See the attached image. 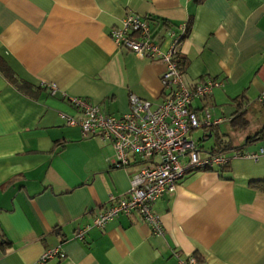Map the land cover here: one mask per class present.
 Masks as SVG:
<instances>
[{"label": "crops", "instance_id": "0c3cea01", "mask_svg": "<svg viewBox=\"0 0 264 264\" xmlns=\"http://www.w3.org/2000/svg\"><path fill=\"white\" fill-rule=\"evenodd\" d=\"M128 15L148 21L162 52L170 42L164 28L184 24V84L220 83L190 103L198 116L206 110L220 120L194 139L200 156L216 138L229 142L221 124L245 126L244 119L232 122L237 112L264 108L257 102L264 93V0H0V61L11 76L0 72V230L9 242L0 247V264H177L188 256L196 264H264V192L252 187L264 180V155L230 159L219 172L185 173L151 205L161 235L131 214L74 238L109 197L126 193L136 164L112 167L108 141L82 137L58 114L80 118L70 98L112 116L128 110L129 95L152 108L161 102L163 65L137 59L109 37ZM260 129L236 148L264 147V137L245 142ZM55 247L62 259L38 263Z\"/></svg>", "mask_w": 264, "mask_h": 264}, {"label": "built area", "instance_id": "2783aa9c", "mask_svg": "<svg viewBox=\"0 0 264 264\" xmlns=\"http://www.w3.org/2000/svg\"><path fill=\"white\" fill-rule=\"evenodd\" d=\"M164 29L170 39L165 52L159 50L157 34L148 21L136 15L125 16L119 27L109 34L117 47L131 52L137 59L163 65L159 78L162 97L157 106L152 108L149 102L129 95L128 110L112 116L102 114L97 107L82 99L70 98L68 101L79 111L80 118L58 114L65 126L78 128L82 137L98 135L108 141L113 150V157L108 161L112 167L126 169L136 164L129 176L126 193L117 198L109 197L105 209L90 224L76 231L74 238L79 241L89 229H102L109 220L131 214H137L154 235H161L162 226L151 205L163 194L173 192L185 173L219 167L235 158L255 162L264 155L262 147L252 153L200 156L196 141L191 137L192 131L213 126L220 120L212 121L206 110L198 116L190 109V103L194 99H204L220 83L202 79L186 86L178 69V45L185 33V25H178L175 31L172 27ZM46 88L50 95L54 94V84L46 85ZM257 102L264 103V93ZM54 257L63 258L59 247L43 251L38 263ZM177 264H196V260L188 256L177 259Z\"/></svg>", "mask_w": 264, "mask_h": 264}, {"label": "rangeland", "instance_id": "374dc122", "mask_svg": "<svg viewBox=\"0 0 264 264\" xmlns=\"http://www.w3.org/2000/svg\"><path fill=\"white\" fill-rule=\"evenodd\" d=\"M242 119L247 121V124L245 126L231 127L225 123L219 126L221 136L229 141L227 142V144L232 148H236L237 146L242 145L245 138L249 134H253L258 129L264 126L263 106H259L258 108L251 107V109L247 112L246 115L242 117ZM191 134L193 139H198V137H201L202 135V130H194ZM210 144V138H206L205 140L200 142V146L204 149V151L209 148Z\"/></svg>", "mask_w": 264, "mask_h": 264}, {"label": "trees", "instance_id": "16d2710c", "mask_svg": "<svg viewBox=\"0 0 264 264\" xmlns=\"http://www.w3.org/2000/svg\"><path fill=\"white\" fill-rule=\"evenodd\" d=\"M162 26H168L166 23H162ZM178 60H179V55H178ZM0 63L2 64V62L0 61ZM0 72L1 74L7 79H11L10 74H8V70L7 67L2 64L0 66ZM39 89H42L41 87H38ZM244 115V111L241 109V111L237 112V114L235 115L233 121H236L239 119H242ZM264 137V128L260 129V131H258L255 135H253L252 137L246 139V143H251L254 142L256 140H259L260 138ZM225 142V141H224ZM220 138H216L214 141V145L212 146V148L208 151L209 154H228L232 151L234 152H240L238 148H232L231 146H229L227 143H224ZM229 163V162H228ZM228 163L221 165L219 167H213V168H209V169H203L201 171H216L219 172L223 169H225L228 166ZM200 171V172H201ZM190 172H196V171H190ZM199 172V171H197ZM252 187H255L256 189L260 190L261 192H264V180L261 181H256L255 183H253ZM9 242L8 240L5 238L4 234L2 233V231L0 230V247H5L8 246ZM196 263H198V259L196 258Z\"/></svg>", "mask_w": 264, "mask_h": 264}]
</instances>
